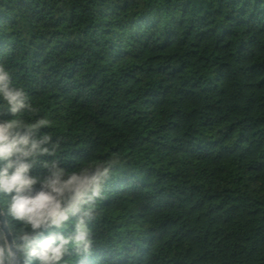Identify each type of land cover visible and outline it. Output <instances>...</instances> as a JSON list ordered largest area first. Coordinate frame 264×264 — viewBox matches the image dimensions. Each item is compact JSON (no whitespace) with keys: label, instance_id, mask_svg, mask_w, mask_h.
<instances>
[{"label":"trees","instance_id":"obj_1","mask_svg":"<svg viewBox=\"0 0 264 264\" xmlns=\"http://www.w3.org/2000/svg\"><path fill=\"white\" fill-rule=\"evenodd\" d=\"M0 64L41 161H115L62 264H264V0H0Z\"/></svg>","mask_w":264,"mask_h":264},{"label":"clouds","instance_id":"obj_2","mask_svg":"<svg viewBox=\"0 0 264 264\" xmlns=\"http://www.w3.org/2000/svg\"><path fill=\"white\" fill-rule=\"evenodd\" d=\"M0 98L9 114L0 118V196L5 198L0 201V264H62L73 252L89 254L95 200L115 161L88 163L71 171L57 159L41 161L57 152V145L45 146L52 140L50 135L35 137L50 121L16 118L33 109L25 91L13 86L11 74L2 64ZM38 164L47 171L46 176L33 174ZM73 218L72 234L50 231L65 229Z\"/></svg>","mask_w":264,"mask_h":264},{"label":"water","instance_id":"obj_3","mask_svg":"<svg viewBox=\"0 0 264 264\" xmlns=\"http://www.w3.org/2000/svg\"><path fill=\"white\" fill-rule=\"evenodd\" d=\"M3 218V216H0V219H2Z\"/></svg>","mask_w":264,"mask_h":264}]
</instances>
